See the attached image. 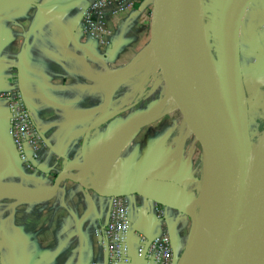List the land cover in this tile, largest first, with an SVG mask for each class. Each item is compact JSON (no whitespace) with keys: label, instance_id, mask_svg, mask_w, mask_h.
<instances>
[{"label":"crops","instance_id":"obj_1","mask_svg":"<svg viewBox=\"0 0 264 264\" xmlns=\"http://www.w3.org/2000/svg\"><path fill=\"white\" fill-rule=\"evenodd\" d=\"M91 2L0 0V264H107L101 228L113 191L129 204L130 264L141 262L137 234L169 233L177 261L189 243L193 203L166 182L195 194L203 145L161 71L155 84L131 78L140 58L160 64L155 0L109 17L107 47L83 33ZM240 57L247 76L243 49ZM261 73L254 91L244 79L249 110L250 93L264 88ZM3 92L23 95L45 140L32 169L10 136Z\"/></svg>","mask_w":264,"mask_h":264},{"label":"water","instance_id":"obj_2","mask_svg":"<svg viewBox=\"0 0 264 264\" xmlns=\"http://www.w3.org/2000/svg\"><path fill=\"white\" fill-rule=\"evenodd\" d=\"M184 1L155 0L152 37L167 86L201 141L215 173L221 220L211 248L199 264H264V147L258 160L250 131L240 43H236L233 55L237 76L235 113L186 51L189 41L178 30ZM65 177V172L58 176L54 190ZM166 184L196 202V194L178 184ZM110 195L126 193L113 191ZM181 260L182 257L178 264Z\"/></svg>","mask_w":264,"mask_h":264},{"label":"rangeland","instance_id":"obj_3","mask_svg":"<svg viewBox=\"0 0 264 264\" xmlns=\"http://www.w3.org/2000/svg\"><path fill=\"white\" fill-rule=\"evenodd\" d=\"M203 1L206 8L202 22L204 38L203 49L199 50V54L223 70V91L236 113L237 76L233 70V55L238 41L240 43L239 49L244 50L245 57L249 60V67L245 68L248 75L245 76L244 71H242L248 88L254 91V82L257 81L258 75L262 72L261 74L264 76V70L262 71L260 66V64L264 66V0H241V2L236 0L237 4L235 0ZM235 9H239L238 12ZM141 60L142 58L138 60L141 64L139 63L140 65L134 69L141 71L133 75L130 73L129 76L132 75L131 78L136 76L142 81L149 82V84H155L157 79L162 78L160 64ZM154 84L146 85L144 88L148 86L153 88ZM250 97V131L256 157L259 160L264 147V88L250 93ZM202 173L203 163L199 165L198 169L196 195Z\"/></svg>","mask_w":264,"mask_h":264},{"label":"built area","instance_id":"obj_4","mask_svg":"<svg viewBox=\"0 0 264 264\" xmlns=\"http://www.w3.org/2000/svg\"><path fill=\"white\" fill-rule=\"evenodd\" d=\"M135 5V0H92L84 10L82 30L86 38L97 42L101 47L110 43L111 29L108 18H118L126 14ZM9 102L10 136L15 144L20 160L30 169L39 151L46 146L45 140L37 130L30 109L20 93L3 92ZM129 204L125 197H112L110 221L101 228L102 244L108 255L107 264H130L131 223ZM158 216L164 212L158 207ZM139 242V264H178L169 233L155 238H146L137 234Z\"/></svg>","mask_w":264,"mask_h":264},{"label":"bare ground","instance_id":"obj_5","mask_svg":"<svg viewBox=\"0 0 264 264\" xmlns=\"http://www.w3.org/2000/svg\"><path fill=\"white\" fill-rule=\"evenodd\" d=\"M235 3L237 4L236 0ZM183 8L182 22L178 30L181 36L189 41V44H186V51L196 60L206 78L225 104L232 109V105L223 91V70L221 67L211 64L202 57V54H199V50L203 49L204 33L202 31V22L206 10L204 1L185 0ZM235 11L238 12V9H235ZM196 196L197 200L191 209L193 227L181 264H199L204 255L210 250L219 230L221 220L220 204L214 169L208 158L203 163V173Z\"/></svg>","mask_w":264,"mask_h":264},{"label":"trees","instance_id":"obj_6","mask_svg":"<svg viewBox=\"0 0 264 264\" xmlns=\"http://www.w3.org/2000/svg\"><path fill=\"white\" fill-rule=\"evenodd\" d=\"M180 260V259H179ZM179 260L177 261V263H179Z\"/></svg>","mask_w":264,"mask_h":264}]
</instances>
